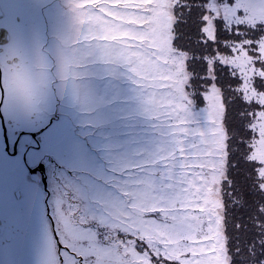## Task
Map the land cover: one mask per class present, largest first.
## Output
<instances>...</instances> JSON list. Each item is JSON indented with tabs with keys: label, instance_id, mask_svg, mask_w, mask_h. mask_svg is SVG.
I'll list each match as a JSON object with an SVG mask.
<instances>
[{
	"label": "rangeland",
	"instance_id": "374dc122",
	"mask_svg": "<svg viewBox=\"0 0 264 264\" xmlns=\"http://www.w3.org/2000/svg\"><path fill=\"white\" fill-rule=\"evenodd\" d=\"M92 1L96 10L79 9L76 0H23L35 13L56 8L53 15L40 11V16L51 21L50 34L58 37L46 40L43 22L36 40H15L6 46L5 57L18 55L22 70L12 71V64L5 68L0 58L5 68L0 66L4 86L0 92V264H126L129 246L121 233L128 210L139 201H129L125 187L130 178L143 176L154 167L153 161L160 162L176 146L178 131H187L180 127L183 118L176 120L164 108L172 101L151 91L117 47L125 43L121 37L131 29L102 13L122 0ZM193 20L185 15L183 22L174 25L181 37L175 43L182 50L191 47ZM90 37L91 44L76 45L77 40ZM50 45L61 63L57 74L72 80L70 92L81 85L86 102L81 106L56 104L61 93L55 94L46 71L56 67L44 50ZM71 95L77 99L78 89ZM227 101L225 118L230 115ZM203 112L200 102L196 116L201 120ZM122 115L126 119H120ZM117 118L125 123L123 131L115 124ZM35 131L42 133L33 137ZM50 152L57 154L58 162H47L49 169L42 170L40 161ZM226 177L221 185L225 191L228 171ZM233 211V218L240 215L238 207ZM239 226L237 222L235 228ZM240 235L235 236V244L240 245ZM216 264H231L226 237L220 240Z\"/></svg>",
	"mask_w": 264,
	"mask_h": 264
},
{
	"label": "snow or ice",
	"instance_id": "6c2138e0",
	"mask_svg": "<svg viewBox=\"0 0 264 264\" xmlns=\"http://www.w3.org/2000/svg\"><path fill=\"white\" fill-rule=\"evenodd\" d=\"M108 7L102 15L131 29L117 45L122 56L151 91L172 101L164 108L187 128L125 187L129 201H139L121 233L126 264H216L222 237L231 264H264V0H122ZM185 15L194 17V38L182 50L174 25ZM226 99L240 106L238 128L224 123ZM230 147L239 151L252 197L245 201L251 227L244 228L251 235L231 247L223 209L232 193L221 187ZM226 187H234L231 180Z\"/></svg>",
	"mask_w": 264,
	"mask_h": 264
},
{
	"label": "flooded vegetation",
	"instance_id": "af4514ba",
	"mask_svg": "<svg viewBox=\"0 0 264 264\" xmlns=\"http://www.w3.org/2000/svg\"><path fill=\"white\" fill-rule=\"evenodd\" d=\"M12 1H13L12 3L7 2V1L4 3L0 0V28H2V29H0V54H4L6 46H8L10 43H12L15 40H21V41H26V42L31 41V40H36L35 38L37 37L36 36L37 28L43 22L46 23L47 29L52 28L51 25H53L51 23V21L47 19V17L45 20L40 16V11L43 15H45V14L53 15L56 8L49 7L47 9H42L40 11L38 9V13H35L32 11L31 8H28V5H27L28 2L25 3L26 5H21V4H23V0H22L21 4L19 3V0H12ZM76 1H77L76 4L79 6V9L84 8V10H87V8L91 7V8H93L92 10H94V9L96 10V2L95 1H92V0H90V1L76 0ZM13 3H16V4H13ZM10 4H13V6H11ZM81 7H83V8H81ZM75 9H78V8L76 7ZM52 17L53 16H49V18H52ZM7 21H10V23L7 24ZM8 36H10V37L7 38ZM53 36H56V35L47 34L45 39L46 40L47 39L48 40H51V39L55 40V38ZM56 37H58V36H56ZM84 41L91 44L94 40H92L91 37L88 39V41L85 39H80V40H77L76 45H78L79 43H80L79 45H82ZM44 50L46 51L47 57L56 62L55 68L46 67V71L49 70V76H50L49 80H51L49 82L53 83L55 94H57L58 92L61 93V95L60 96L58 95L57 99H55L56 104L57 105L64 104L66 106L70 105L71 107H76V105L81 106V104L86 103L84 100H82V97H81V88H80L81 85H79L78 88H74L70 92V88L72 85L71 78L70 77L61 78L57 74L56 70H59L61 63H60V60L57 59V56H56L57 51L54 50V47H52L50 45L48 47V50L46 48H44ZM6 54H9V52L7 51ZM89 55H91V52L89 53ZM15 58H17V59H15ZM90 59L91 58H89V64H90V66H92V62L90 61ZM5 62H6L5 68H8L7 65L12 64V66H10V69L12 71H14L16 69L22 70V68L24 67V64L22 63V61L18 57V55L6 56ZM0 66L2 68H4L2 63H0ZM79 67L81 68L82 66L80 65ZM44 69H45V67H44ZM90 74L94 77V72H91ZM79 78L81 81L80 76H79ZM60 79H64V80L60 81ZM89 79H91V76L89 77ZM57 84L59 86H57ZM76 89H78V97H77V99L75 97H74V99H72L71 93L73 92V94H74ZM71 103H74L76 105L71 104ZM126 117H127L126 115H122L119 118L120 119H126ZM54 118L55 119L58 118V115H55ZM42 137H44V136H42ZM52 153L53 152H50V154L45 155L43 157V160L40 161V163H42V162L47 163L48 158L52 157L51 156ZM44 159H45V161H44ZM51 159H53V158H51ZM57 162L58 161H54L53 164L56 165ZM1 231L2 230H0V232Z\"/></svg>",
	"mask_w": 264,
	"mask_h": 264
},
{
	"label": "trees",
	"instance_id": "16d2710c",
	"mask_svg": "<svg viewBox=\"0 0 264 264\" xmlns=\"http://www.w3.org/2000/svg\"><path fill=\"white\" fill-rule=\"evenodd\" d=\"M193 46L191 41V47ZM227 101V99H226ZM229 102L227 101V104ZM230 106V115L226 116L227 126L229 128H238L240 125V119H239V111L240 106L236 103H229ZM242 138V137H241ZM231 145V141L229 142ZM238 148V144H237ZM232 164H236V167H232ZM229 175L230 177L226 182L229 180L232 181L234 187L233 188H227V192L232 193V200L231 202L228 199L227 209H226V215H227V230H228V238H231V243H234L237 241L236 235L240 234V240L239 243L241 246H243L244 242L250 237V232L244 231V226L246 225L248 221V213L246 211L247 204H245V201L248 203L251 202L252 197L248 193V189L246 187V180H245V166L243 165L242 160L239 156V151H236L233 153L230 147V159H229ZM227 199V196L225 197ZM238 207V210L240 212V215H237L233 218V208ZM235 214V213H234ZM237 222L241 223V226L235 228L237 226ZM251 226L248 224V228ZM228 242V240H227ZM229 244V245H230Z\"/></svg>",
	"mask_w": 264,
	"mask_h": 264
},
{
	"label": "bare ground",
	"instance_id": "6f19581e",
	"mask_svg": "<svg viewBox=\"0 0 264 264\" xmlns=\"http://www.w3.org/2000/svg\"><path fill=\"white\" fill-rule=\"evenodd\" d=\"M19 3L21 4L22 3V0H19ZM13 4H16V3H13ZM13 4H10L11 6H13ZM9 5V6H10ZM21 5H26L25 3H23V4H21ZM38 21V20H37ZM36 21V22H37ZM0 29H2V28H0ZM51 30H52V28H48L47 30H45V33L46 34H50V32H51ZM10 36H8L7 38H9ZM24 49H25V47H23ZM0 58L2 59V61H3V63H6L5 62V55L4 54H0ZM64 116V114H61V117H63ZM227 116V115H226ZM226 119V118H225ZM115 124H116V126H118V128H121V131H123V129H124V125H125V123H122V122H120V120L117 118V120L115 121ZM226 126H227V121H226ZM119 131V129L116 131V132H118ZM36 133H42V131H35V132H33V134H32V136L34 137L35 136V134ZM52 157L51 158H53V159H51V158H48V162H50V163H53L54 161H57V154L56 153H52V155H51ZM1 159H2V153H0V165H1ZM43 166V167H42ZM49 169V166H48V164L46 163V162H42L41 163V169ZM229 169V168H228ZM227 171H229V170H227ZM229 177H230V175H229ZM228 180V179H227ZM49 221H50V219H49ZM50 223H51V221H50ZM52 226V225H51ZM226 236H228V234L226 235Z\"/></svg>",
	"mask_w": 264,
	"mask_h": 264
},
{
	"label": "water",
	"instance_id": "95a60500",
	"mask_svg": "<svg viewBox=\"0 0 264 264\" xmlns=\"http://www.w3.org/2000/svg\"><path fill=\"white\" fill-rule=\"evenodd\" d=\"M43 167V166H42ZM42 170H44L43 168H42ZM0 226H2V222L0 221Z\"/></svg>",
	"mask_w": 264,
	"mask_h": 264
}]
</instances>
